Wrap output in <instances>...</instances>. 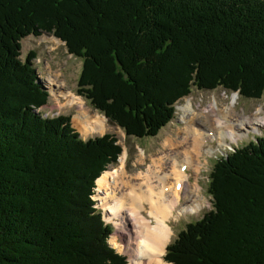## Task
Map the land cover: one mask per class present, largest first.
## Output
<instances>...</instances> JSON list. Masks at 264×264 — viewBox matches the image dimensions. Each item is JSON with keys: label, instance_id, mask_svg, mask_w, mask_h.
Returning <instances> with one entry per match:
<instances>
[{"label": "trees", "instance_id": "16d2710c", "mask_svg": "<svg viewBox=\"0 0 264 264\" xmlns=\"http://www.w3.org/2000/svg\"><path fill=\"white\" fill-rule=\"evenodd\" d=\"M41 31L82 61L77 94L128 136H156L174 103L222 87L264 95V0H0V264H127L94 207L123 148L82 140L47 102L19 40ZM213 209L168 245L174 264H264V137L220 158Z\"/></svg>", "mask_w": 264, "mask_h": 264}, {"label": "rangeland", "instance_id": "374dc122", "mask_svg": "<svg viewBox=\"0 0 264 264\" xmlns=\"http://www.w3.org/2000/svg\"><path fill=\"white\" fill-rule=\"evenodd\" d=\"M20 43L21 60L25 59V55L28 53V51L32 50L35 52L36 57L32 60V63L38 79L42 85L46 86L49 90L51 89L49 88L50 86L48 87V85H50V82L56 83L57 81L58 83H62L63 86L60 88L54 86V88L56 89L55 92L61 95L64 93L63 89L70 90L78 97V101L80 100L81 102L80 107L78 104H72L70 101V97H64L62 95L65 99H60L59 97L54 98L51 94H49L46 107L53 109V112L49 113L48 116L58 114L71 115V124L72 117L74 116L73 123L76 127H74L73 124L72 126L73 128L78 129L84 137H86V135L82 133L81 129L83 130L85 121L82 119V112L79 114L80 109L83 112H86L91 118L99 116L105 117L107 119L105 122H103V124H105V131L103 129L99 131L100 133L94 132L95 134L92 133L91 136L88 137L101 135L106 132L116 135L118 138V142L123 146V152L120 154V160L118 159L117 163H111L108 168L110 166H115L113 168H121L122 165V168L119 169L116 174H121L122 171H125L128 179L132 177L131 179H135L134 182L141 183L144 181L143 177L139 174H153V172L156 170H160V172H164V170H166L167 173H170V171H172L171 168L174 165L178 167L176 162L173 164V162L170 161L169 158H167L168 165L165 164L167 153H172V156L175 157L177 154V151L175 150L176 147H168V141L174 140L176 142L178 138L181 141L185 140V137L188 133H184V128L189 126V122L192 117L194 118V122H192V124L197 126L196 128L201 129L205 133V136H208V140L210 139V141H212V137L210 136L214 135V133L210 134L209 132L213 131L216 128H218V131L223 128V126H219L215 120H218V118L222 119L224 115H227L228 118H225V121L222 120L224 121V123H226L229 119L235 121L232 127H234L238 131V133L241 134V136L239 134H237L235 137L227 136L226 141H221L222 137H217L219 140H213L218 141L215 144L207 145L209 146L208 149H205L204 147L206 142L205 140L200 159H197L198 157H195V161H197L196 164L199 163V165H201V168L199 167V172L196 171V166L195 168L189 170L188 184L190 186L187 187L186 190L182 191L181 201L184 203H182L179 207L185 208L187 204H192L189 196L196 195L195 193H197L199 198L202 199V206H200V208L194 212H191V209H189L190 211H184L180 216L174 215L170 218L168 222L173 228V234L171 235L172 239L169 240L168 244L177 237L178 233L181 230L187 227L188 223L202 218L206 212L210 211L213 208V197L208 192V186L210 184V173L214 168V164L220 158L227 156L237 147L245 146L249 142L256 140L258 137H264V125H260L258 121L256 122L254 120L257 118H264V95L259 99L245 98L240 94L231 92L222 87L214 90H199L196 88V86H192V92L190 93V95L181 98L176 103L174 118L171 122L161 128L156 136L143 138L128 136L121 127L112 123L105 115L96 111L89 104V102H86L81 96L76 94L75 89L77 88V78L80 74L82 61L79 58L68 54L64 43L61 40L54 37L51 33L46 34L43 32L38 36L28 35L22 38L20 40ZM59 90L63 91L59 92ZM187 103L192 104L195 110L194 114L195 112L197 113L195 114V116L193 114H190L189 116V113L186 114V112L181 108ZM210 105H212V107H208ZM213 106L218 108L219 111H217L218 109L216 110V108ZM214 110H216V114H214ZM40 112L42 115L44 113H47L45 112V109H41ZM75 115H78L77 119ZM207 116H209L210 118H208ZM245 122H247L246 124H244L245 127L247 128L249 126V129L247 130H245V128L243 129L242 127L243 123ZM207 152H209L210 154ZM124 157L125 162L122 163V159ZM179 158H181L183 161L185 155L183 154ZM159 165H162L163 168L160 169ZM112 167H110L109 169H111ZM109 169L107 170L109 171ZM149 169L153 170L150 171ZM105 172L102 175H104ZM166 172H164V174ZM188 174H186V176H188ZM99 178H97L95 181L96 187L93 194V199L95 200L94 207L101 211L103 219H105L107 223H111L113 227V231L110 234L111 236L108 240L109 245L117 253L124 255L127 259L128 264L129 256L127 253V249L134 244L131 242L129 234L132 226H135L133 219H131L129 215V208L131 207V205L128 201V197L123 198L125 193L124 189L122 188L121 178L116 177L114 183L117 186L115 187V184H113L109 189L106 190L99 187ZM99 198L104 201V204ZM106 201L116 207V210L109 212V214L114 216L115 212L117 211L119 213V215L116 216L118 222L116 220H114L115 222L113 220L107 221V218H109L110 216L106 217L107 210H103V207H107L109 209V204ZM119 202L122 203V205L120 206L121 209H118ZM146 214L156 223L154 217L150 216L147 212ZM116 222L117 224H123L120 231L118 230V227L116 229ZM116 240L120 245L117 246L115 244ZM113 244H115L118 249L115 248Z\"/></svg>", "mask_w": 264, "mask_h": 264}, {"label": "bare ground", "instance_id": "6f19581e", "mask_svg": "<svg viewBox=\"0 0 264 264\" xmlns=\"http://www.w3.org/2000/svg\"><path fill=\"white\" fill-rule=\"evenodd\" d=\"M49 84L51 85L53 84V82H50ZM50 88H51L50 89L51 95L54 98L59 97V98L65 99L64 97H70L71 98L70 101L72 104H78L81 107L80 100L78 101V97L74 93H71L70 90H64V93L60 95L54 91V87H50ZM208 107H212V105ZM181 108L186 112V114L189 113L188 114L189 116L190 114H193L194 116L195 114H197L196 112L194 114L195 110L191 103H187ZM217 109L218 108H216V110ZM216 110H214V114L217 113ZM217 111H219V109ZM80 113H81L82 119L85 121L83 125V130L81 129L83 134L88 136L92 133L95 134L94 132L100 133L99 131L103 129L105 131V124H103V122L107 120L105 117L99 116V117L91 118L86 112H83L81 109L79 111V114ZM224 116L222 117V119L218 118V120H215L217 124L219 126H223V128L220 129L219 131L217 130L218 128L214 129L216 133L214 130H213L214 132L213 131L209 132L210 134L214 133V135L210 136L212 137L211 138L212 141L220 137H222V140L220 139L221 141H224V140L226 141L227 136L235 137L237 134L241 136V134L238 133V131L234 127H232L235 121H233L232 119L231 120L229 119L226 123H224L225 121L224 119L228 118L227 115H224ZM73 117H72V124L74 127H76L73 123ZM75 117L77 119L78 115H75ZM207 117L210 118L209 116ZM254 120L256 122L258 121L260 125H264V118H259V119L257 118ZM192 122H194L193 117L189 122V126L184 128V133H188L185 137L186 138L185 140L181 141L178 138L176 142L174 140L168 141L169 142L168 147H171V148L176 147L175 150L177 151V154L175 157V156H172V153H167L165 164L168 165L167 158H169L170 161L173 162V164L176 162L178 166L176 167L174 165L172 167L171 165L172 171H170V173L168 172L169 174L166 172V170H164V172H166L165 174L164 172H160V170L158 171L156 170L154 172L152 171L153 174H146V173L139 174L143 177L144 181L141 183L134 182L135 179H131L132 177L128 179L125 171H122L121 174H118V173L116 174V172L122 168V165H121V168H118V167L113 168L115 166L113 167L110 166L112 168L109 169L110 168L109 167L108 168L109 171L108 170L106 172L103 171L102 174L104 172L105 174L104 175L101 174L102 176L100 175L101 176V177L99 176L100 178L98 177L99 187L104 190L109 189L113 184H115L114 182H115L116 177L121 178L122 188L124 189V193L126 194V195L124 194L123 198L128 197V201L131 205V207L129 208V211H130L129 215L131 219H133L135 226H132V229L130 230V234H129L131 242L134 244L130 248L127 249L128 250L127 253L129 256L128 264H172V263L167 262L163 258L166 252V247L168 245V242L170 239H172L171 235L173 234V228L172 226H170L168 221L174 215L180 216L183 214L184 211H188L189 209H191V212H194L198 210L200 206H202V203H201L202 199H200L198 194L195 193L196 195L189 196L192 204L191 203L187 204L186 202L187 206L185 208L179 207L182 203H184V202H180L182 191L186 190L187 187L190 186L188 184L189 170L192 168H195L196 166V171L199 172L200 171L199 167L201 168V165H199V163L196 164L197 161H195V157H198L197 159H200L203 148L205 147V149H208L209 146L207 145L211 144L210 139L208 140V136H205V133L201 129L196 128L197 126L193 125ZM247 122L243 123V126H242L243 129L245 128V130L249 129V126L246 128L244 125ZM205 140L206 142L204 146ZM217 141H215V143ZM211 150H212V147H211ZM183 154L185 155V158L183 159L184 162L182 161L181 158H179ZM124 159L125 157L122 159L123 160L122 163L125 162ZM183 164H186L187 166L185 170L181 168V165ZM159 167L160 169L163 168L162 165H159ZM149 170L151 171L153 169H149ZM186 174H188V176H186ZM187 177H188V180H187ZM177 183L182 184V187L180 188L179 191L176 189ZM116 186L117 185L115 184V187ZM102 202L104 204L103 200ZM106 202L109 204V209L107 207L106 208L103 207V210L105 209L107 210V211L105 210L106 217L110 216L109 218H107V221H110V220L117 221L118 219L116 218V216L119 215L117 211L115 212L114 216L109 214V212L115 211L116 207L113 206L108 201ZM121 205L122 203L119 202L118 209H121L120 208ZM146 212L150 216L155 218L156 223L154 222L153 219H151L146 214ZM121 226H123V224H117L116 229L118 227L119 228L118 230L120 231L122 228ZM115 244L117 246L120 245L119 243H117V240L115 241ZM115 244L113 245L115 248H117Z\"/></svg>", "mask_w": 264, "mask_h": 264}]
</instances>
